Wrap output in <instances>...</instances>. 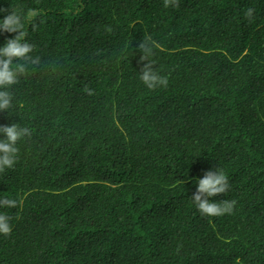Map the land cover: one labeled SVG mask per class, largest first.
I'll return each instance as SVG.
<instances>
[{
  "label": "trees",
  "instance_id": "16d2710c",
  "mask_svg": "<svg viewBox=\"0 0 264 264\" xmlns=\"http://www.w3.org/2000/svg\"><path fill=\"white\" fill-rule=\"evenodd\" d=\"M13 2L39 12V64L0 111L31 133L0 173L17 201L0 264H264V0ZM146 36L167 87L139 79ZM218 168L233 184L209 201L235 206L202 216L191 198Z\"/></svg>",
  "mask_w": 264,
  "mask_h": 264
},
{
  "label": "clouds",
  "instance_id": "9594fccd",
  "mask_svg": "<svg viewBox=\"0 0 264 264\" xmlns=\"http://www.w3.org/2000/svg\"><path fill=\"white\" fill-rule=\"evenodd\" d=\"M163 6L165 8L179 7V0H163ZM0 12H9V9L0 8ZM38 15V10L20 9L19 5L12 0L10 14L0 20V30L16 33L14 38L8 39L4 46L0 47V111H8L12 107L13 94L11 89L19 83V78L26 73L28 65L39 64V57L31 55L34 51V45L28 42V33L25 31L26 19H34ZM253 15L254 9L248 8L245 11V17L249 22L252 21ZM31 28L36 31L38 25L33 22ZM156 47L158 46L152 42L150 36H146L138 45L142 53L139 59V63L142 64L139 79L148 89L167 87L168 85V78L159 74L158 70L154 68L153 57ZM85 90L89 95L92 94L90 89L86 88ZM0 134L3 135V138H0V173H4L7 169L14 168L20 152L18 145L31 133L28 128L13 123L10 126L0 125ZM232 184L230 176L220 168L205 172L203 177L197 181L196 192L191 198L199 213L202 216L210 217L231 214L235 201L210 202L209 197L225 194L232 187ZM16 206L17 201L15 199L0 198V207ZM9 219L7 215L0 214V234L7 236L11 233Z\"/></svg>",
  "mask_w": 264,
  "mask_h": 264
}]
</instances>
